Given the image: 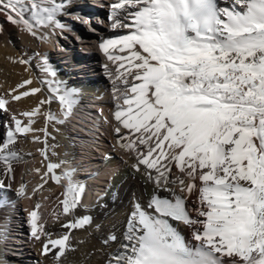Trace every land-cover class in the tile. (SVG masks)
Instances as JSON below:
<instances>
[{"label":"snow or ice","instance_id":"obj_1","mask_svg":"<svg viewBox=\"0 0 264 264\" xmlns=\"http://www.w3.org/2000/svg\"><path fill=\"white\" fill-rule=\"evenodd\" d=\"M69 0H0V15L13 26L39 38L42 30H70L58 19ZM113 0L110 27L127 29L115 38H100L99 49L112 62L104 65L113 85L112 119L97 114L91 135L101 121L111 129L116 145L153 186L146 204L137 200L128 213L121 236L102 242L117 244L107 264H264V0ZM4 31L0 25V34ZM40 86L26 79L0 96V116L10 103L37 97L36 106L4 121L0 139V190L11 189L15 165L27 163L18 141L32 137L39 149L40 168L31 169L40 183L29 191L23 183L17 195L31 199L49 180L64 186L63 199L52 215L72 219L67 231L53 239L36 210L28 213L31 238L52 254L55 264L72 251V231L93 224L76 217L86 185L74 179L70 161L53 162L58 144L52 131L70 124L80 92L58 78L47 55L37 53ZM16 63L31 68L32 61ZM46 92L44 98L39 94ZM58 103L60 113L51 111ZM44 119L46 126L34 124ZM51 127L52 131H49ZM42 133V136L40 135ZM78 137H69L75 147ZM83 143V142H82ZM31 155V153H28ZM71 155V153H66ZM106 155L105 159H110ZM65 169L62 172L59 171ZM115 176V171L112 173ZM109 189H102L98 206L107 207ZM166 192L169 197H162ZM48 199V197H44ZM191 201V204H189ZM0 207L14 203L0 200ZM172 222L192 229L186 241ZM6 233L0 229V239ZM194 242V243H193Z\"/></svg>","mask_w":264,"mask_h":264},{"label":"bare ground","instance_id":"obj_2","mask_svg":"<svg viewBox=\"0 0 264 264\" xmlns=\"http://www.w3.org/2000/svg\"><path fill=\"white\" fill-rule=\"evenodd\" d=\"M218 4L220 7H231L230 0H218ZM75 6V1L69 0L67 12L73 10ZM0 25H3L4 28L3 33L0 34V96H4L5 93L16 88L26 79H33L34 83L32 87L40 86L37 82V77L42 75L39 70L37 69L36 74H34L35 72H32L30 70L31 68L23 64L20 66V64L15 61L21 58L28 59L32 61V65L37 66L38 60L33 57L37 53L43 54L46 50H53L54 47L56 48V36L57 32H59L58 29L55 33H52L50 29L42 30L43 34L51 37L47 42H42L39 38H34L31 34L10 24L3 15H0ZM67 58L69 59L72 68L78 67L79 62L76 58L72 55H67ZM57 74L61 77V74ZM63 82L67 87L79 90L80 103L83 100L96 101L103 106L101 108L103 110V115L106 117L110 115L111 101L106 85L102 80L83 81L77 79L76 81H73L72 79H67ZM45 95L46 92H43L39 94L38 98L42 99ZM36 100L37 97H28L22 98L19 102L13 101L10 103V112L4 113L0 116V139L5 138L3 122H11V116L15 115L27 123V119L20 114L23 111L33 109L36 106ZM60 110V105L58 103H53L51 105V111L54 113L59 114ZM86 122H89V125H87L90 127L89 129H92L94 121L91 122L88 120ZM102 125L103 130L111 136V129L103 122ZM45 126L46 123L44 119H38L34 124V127L37 129L44 128ZM58 127H60L59 133L52 131L51 127H49V131H52L53 136H55V140H51L49 143L60 145L55 149L58 155L51 157V159L53 162L57 163L60 161H70V164L66 165L65 168L71 167L74 169V179L86 185L83 206L88 208L98 202V196L93 195L94 189L97 186H103V181L110 183V185L107 183L109 185L107 188L109 187L108 189H110V193L104 201L107 203V207L101 208L97 206L94 210L90 211H87L89 209L83 211L81 210L83 208H79L76 211L75 218L90 216L94 222L86 229L72 231L71 244L73 250L67 252V258H62L61 264H107L109 256L118 250V245L110 244L106 246L102 241L106 237H110L112 234L121 236L124 231L125 221L133 204L137 200L146 204L152 194L153 186L148 183L144 177L142 178L141 175L133 174L132 169L122 170V159L111 157L105 164L102 162L98 163L99 161L94 162L93 158L95 155H99L95 150L98 148V144L96 143L98 131L97 134L91 136L83 134L86 138L90 139L89 142L80 147H84L88 151V160H83L81 154L79 157L78 149L72 147V142L67 138V134H69L70 130L72 129L78 132L77 128L75 126H69V128L64 125ZM100 128L101 126H99V129ZM40 135L42 136V133H40ZM43 147L44 145L41 143L32 142V137L27 139L22 137L18 141L17 148L21 151V154L24 155L25 160L28 162L15 165V181H9V183L12 184L11 189L0 190V200H7L10 203H14V205L19 201H23L24 207L28 213L31 210H36L35 205L41 203L42 207L38 212L42 214L43 220L45 221L46 231L52 235L53 239H55L67 231L61 225L73 218L71 216L61 215L59 219H57L52 215L54 210H60L58 209V201L63 199L62 193L64 192V186L58 185L54 181L49 180L41 190L42 195L37 193V195L33 196L31 199H24L17 195V190L22 183L28 184L29 191H31L34 185L40 183L39 175L31 171V169L40 168L42 172L45 171V166L41 163L42 157L38 151ZM117 152L125 154L119 148H117ZM28 153H31V155H28ZM66 153H71V155H66ZM125 160L127 163V161L132 159L126 157ZM63 170L65 169L59 171L62 172ZM94 170H98L99 172H93ZM113 171H115L114 177L112 175ZM93 173L95 175L91 176ZM81 175H84L83 178H86L85 181L81 179ZM99 183L101 184L99 185ZM159 195L170 198V195L166 192H160ZM44 197L53 198L51 204L48 203V205H46V199H44ZM189 204H191V201H189ZM11 209L12 207H0V229H3L6 233V238L0 239V264L13 263L9 260V257L11 256L7 253L6 249L7 244L12 246H15L16 244V241L11 242L12 240L9 239L7 233L9 228L8 218L11 216ZM172 223L181 235L185 237L186 241L192 242L191 228L178 222ZM7 240H10L11 243L7 242V244H5ZM36 249L42 254V244L40 242L36 244ZM37 264H55V261L52 254L48 256L42 254L40 256V261Z\"/></svg>","mask_w":264,"mask_h":264},{"label":"rangeland","instance_id":"obj_3","mask_svg":"<svg viewBox=\"0 0 264 264\" xmlns=\"http://www.w3.org/2000/svg\"><path fill=\"white\" fill-rule=\"evenodd\" d=\"M73 1H75V8L68 11L69 14L58 17V19L68 25L70 30L60 32L58 29L59 32H57L56 36V48L54 47L53 50H46L43 54L48 56L49 62L53 68L57 71V73L61 74V77L58 76L61 81L67 79H72L73 81H76L77 79L83 81L102 80L106 85L111 101V112L109 113L110 115L108 118L112 119V112L114 111L115 106V100L112 93L113 85L111 80L106 75L104 65L107 64L109 65V68H112L113 64L112 62L108 61L104 53L100 51L99 42L100 38H115L117 35L127 34L128 30H113L110 27V21L108 20V17L110 16L111 8L109 6L113 3V0ZM67 55H72L78 60V67L72 68V66H70ZM20 66H22V64H20ZM37 69V66L33 65L30 70L36 74ZM102 107L103 106L96 101L93 102L92 100H83L81 103H79L76 115L71 123L64 125L65 127L75 126L77 128L78 132L71 129L69 134H67V138H79L75 141V148L78 149L79 157L80 154L83 156V160H88V151L84 147H80L90 141V139L86 138L83 134L91 136V129H89L90 127L88 126L89 122L86 121H95L97 118L96 116L101 111ZM102 122L103 121L100 123L101 128L98 130V134L95 132V134H97L96 143L98 144L99 148V150L98 148L95 150L99 155H95L93 158L94 162L99 161L98 163L102 162L105 164L109 161V159H105V156L110 155L113 158L123 160L121 165L122 170L131 169L130 165L134 163V160L132 159L126 163L125 159L126 157L128 158V156L117 152L118 147H114V145H116V140L114 139L113 135H111V137L103 130ZM97 171L98 170H94L93 172ZM80 177L83 181L86 180V178H83L84 175H81ZM107 183V181H103V186H97L93 191V195H102V189H105L110 185V183H108L109 185ZM100 184L101 183H99V185ZM109 193L110 189L105 199L108 197ZM52 201L53 198L48 197V199L45 200L46 205H48V203L51 204ZM97 206L98 202L93 204V206H89L88 208L85 206L80 208H83L81 209L83 211H86L87 209H89L87 211H90L94 210ZM27 216L28 211L25 209L23 201H19L14 205V207H12L11 216L8 218L9 228L7 233L9 235V239L12 240L11 242L16 241L15 246L7 244V242H10V240H7L5 243L7 244L6 249L7 253L11 256L9 257V260L13 262L12 264H37L40 261V256L42 255L36 249V244L38 242L31 238V226Z\"/></svg>","mask_w":264,"mask_h":264}]
</instances>
